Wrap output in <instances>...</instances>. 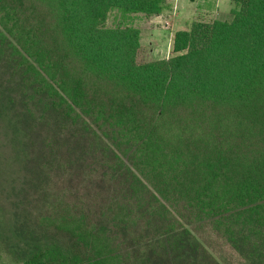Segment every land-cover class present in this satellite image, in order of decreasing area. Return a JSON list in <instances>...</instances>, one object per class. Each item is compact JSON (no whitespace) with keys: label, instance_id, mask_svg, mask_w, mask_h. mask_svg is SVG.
Listing matches in <instances>:
<instances>
[{"label":"trees","instance_id":"trees-1","mask_svg":"<svg viewBox=\"0 0 264 264\" xmlns=\"http://www.w3.org/2000/svg\"><path fill=\"white\" fill-rule=\"evenodd\" d=\"M161 2L0 0V264H264V0L139 63Z\"/></svg>","mask_w":264,"mask_h":264},{"label":"rangeland","instance_id":"rangeland-1","mask_svg":"<svg viewBox=\"0 0 264 264\" xmlns=\"http://www.w3.org/2000/svg\"><path fill=\"white\" fill-rule=\"evenodd\" d=\"M162 11L157 17L110 11L105 26L110 29L134 28L141 33L139 63L168 59L173 56V36L188 30L195 21L231 22L237 6L234 0H161ZM192 230L206 250L220 264H248L213 232L199 226Z\"/></svg>","mask_w":264,"mask_h":264},{"label":"crops","instance_id":"crops-1","mask_svg":"<svg viewBox=\"0 0 264 264\" xmlns=\"http://www.w3.org/2000/svg\"><path fill=\"white\" fill-rule=\"evenodd\" d=\"M157 16H159V15H156V16H153V17H157ZM174 36H175V34H174ZM174 36H173V37H174ZM173 40H174V38H173Z\"/></svg>","mask_w":264,"mask_h":264}]
</instances>
